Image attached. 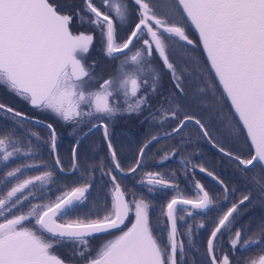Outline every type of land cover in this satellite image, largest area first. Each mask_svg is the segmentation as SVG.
I'll use <instances>...</instances> for the list:
<instances>
[{
  "label": "snow or ice",
  "instance_id": "snow-or-ice-1",
  "mask_svg": "<svg viewBox=\"0 0 264 264\" xmlns=\"http://www.w3.org/2000/svg\"><path fill=\"white\" fill-rule=\"evenodd\" d=\"M94 47L118 62L107 78L96 74L95 60L88 62ZM197 48L204 57L193 55ZM165 77L171 85L166 94ZM0 87L71 125L76 137L66 171L54 123L0 102V114L12 124L0 131V166L25 161L0 178V264H189L188 253L198 250L204 218L213 211L218 215L209 220L200 264H264V222L256 233L250 224L237 227L240 206L252 202L253 190L264 203V184L253 181L251 190L245 184L248 194L223 211L220 201L237 189L183 155L192 143L191 125L241 177L257 169L264 174V0H0ZM145 112L149 127L163 131L148 133L126 164L110 129L119 117ZM29 123L46 129L51 164L37 161L31 138L41 137ZM95 133L102 134L107 154L85 156L81 164L77 149ZM160 140L175 143L158 160L149 159ZM173 159L178 169L162 167ZM197 170L219 192L196 179ZM77 172L74 186L61 184L59 174ZM129 178L148 194L172 196L158 205L128 189ZM100 236L111 238L93 249L91 241ZM59 247L70 259L57 254Z\"/></svg>",
  "mask_w": 264,
  "mask_h": 264
},
{
  "label": "rangeland",
  "instance_id": "rangeland-1",
  "mask_svg": "<svg viewBox=\"0 0 264 264\" xmlns=\"http://www.w3.org/2000/svg\"><path fill=\"white\" fill-rule=\"evenodd\" d=\"M117 2H119V0H117ZM188 34H189L190 38H192L194 41H197L196 37L194 38V36L192 34L190 35V31L188 32ZM93 50H97V48L94 47ZM182 51L183 50L180 49L179 47L177 48L178 53H180ZM193 55H195L198 58L204 57L200 48H197L196 52L193 53ZM92 59L97 62V66H96L95 71H96V74L98 76L102 75L104 78H107L109 75L114 74L116 64L118 63L117 61L108 60L99 51H98V55L96 53H94V55L91 57L90 63H91ZM165 93H166V91H165ZM0 102H3L7 105H10L11 107L26 113L30 117L38 118V119L43 120L45 122L54 123V127L56 128V131L58 134V140H57L58 153L60 155L61 161L63 162V164L65 166V170L68 171V169L70 168L71 159H72L71 158V154H72L71 149L74 146L75 139H76V137L74 135L70 134L72 132V126L71 125L65 126L62 123L54 122L52 120V118L50 117V115L37 112L36 110H34L30 106L26 105L23 101H21L17 97H15L12 94H10L9 92L5 91L2 87H0ZM224 114H225V116H227L228 119H231V117L228 115L227 109H225ZM121 122L122 121L117 119L114 123L115 126L113 125L111 127L110 131L112 134V140H113L114 147L118 150V154L120 156L126 158L125 163L127 164L131 161V157L136 153L135 142H134V139H136V136L135 135L131 136L130 134H126V133H123L121 130H118L119 126H122V125L125 126V124L123 122L121 124ZM34 125L36 126L37 124L29 123L26 125V127L31 132L37 133L41 137V141H39V142H37L35 140V137L31 138L33 140L32 147L34 149H36V151H37L36 159L38 162H45V163L51 164L52 161H49V159H51L52 157L50 156L49 149H48L46 141H45L47 139L48 133L47 132H46V134L40 133L38 130L35 129L37 127H35ZM146 125L149 126V122ZM11 127H12L11 122L4 119L2 114H0V131H7ZM157 127L158 126H154V128H157ZM209 130L214 137L219 138L220 134L217 132L215 127H212ZM158 131L162 132L163 129L158 127L157 130H154L152 132V127H149V130L147 132L144 131L143 134H146V135H148V133L155 134ZM186 131L191 135L192 143L187 144L185 146L187 150L185 152H183V155L184 156H191L193 161L195 163H197L196 162L197 158L202 156L200 151L198 152V147L200 146V144H202V142L204 143L205 140L203 138H201L197 133H194L192 131L191 125L189 126V129ZM17 132L19 133L20 129H17ZM127 135H130V136H127ZM101 136H102L101 133L90 134L84 140V142L79 146V148L77 149V152L79 153V158H80L81 164H83V159L85 156H87L90 160L91 159L99 160V159L104 158L106 156L107 150H106L105 144L103 143V141L101 139ZM166 141L167 140H162L161 143H165ZM37 143L40 144L39 148H37ZM174 143H175L174 140H169V142L167 144L160 145V146H155V145H157L155 143L150 148L149 159L158 160L159 157L162 155L161 150L168 148L169 146H171ZM25 144H27V140H25ZM224 144L226 147H228L226 140L224 141ZM45 145H46V148L44 151ZM130 147H132L133 150H130ZM194 152L197 154L193 156L192 153H194ZM156 155H157V158H156ZM209 159H210V157H209ZM22 163H25V161L23 159L16 158V159L9 161L6 166H0V178H3L6 175V172L8 170H11L12 168H14V167H16ZM162 167H169V168H177L178 169L179 164L177 163L176 159H173L171 161L166 162V165H164ZM43 170H45V169L28 170L26 175H37V174H40V171H43ZM153 170H161V169H160V167H156ZM224 170H236V169H235V166L233 164L229 163L227 166L224 167ZM254 172L255 171H252L253 174H254ZM255 174L257 176V179L260 181V178L258 177L256 172H255ZM255 174H254L253 180L256 181ZM59 175L61 177H63V179L61 180V184L72 185L73 180H75L76 177L80 175V173L77 172L74 175L69 174L67 177H64L63 173H61ZM22 178H26V176L22 177ZM138 179H139V177H137V180ZM184 182L185 181L181 180L180 188H181L182 192H184V194H187L186 193V186H185L186 184ZM126 183H127L128 189L135 190L138 193H143L146 198H148L150 200H154L155 202H157L158 205L166 204V202L172 196L171 191H168L167 193L161 191V192H157L155 195L148 194L146 192V189L143 186L139 185L136 180H133L131 178H129L126 181ZM72 186H74V185H72ZM7 187L10 188L11 183H9L7 185ZM96 195H97V192L95 190H93L91 193L92 198H95ZM159 210H160L159 207H157V209H156L157 215L159 214ZM181 230H183V229H181ZM109 238H111V237H109V236H101L100 238L98 237L96 239V242L94 244H92L93 249L97 248L104 240L109 239ZM56 252L58 255H60L65 260L70 259L66 247H59L56 249Z\"/></svg>",
  "mask_w": 264,
  "mask_h": 264
},
{
  "label": "flooded vegetation",
  "instance_id": "flooded-vegetation-1",
  "mask_svg": "<svg viewBox=\"0 0 264 264\" xmlns=\"http://www.w3.org/2000/svg\"><path fill=\"white\" fill-rule=\"evenodd\" d=\"M189 31H190V35L192 34L194 36L191 29ZM194 38H195V36H194ZM94 53H96L98 55V51L92 49L90 52V55L88 56V62L89 63H90L91 57L94 55ZM92 61H94V60L92 59ZM170 86L171 85L169 84L167 77H165L164 88H165L166 93H167V89L170 88ZM147 115H148V113L145 112L143 115H140V116H136V115L127 116L126 115V116H122V117L117 118L118 120L122 121L125 124V126H123V125L119 126L118 130H121L123 133L130 134L131 136H134V135L136 136V139H134L136 152H137L138 148L142 145V143L144 142V140L147 136L146 134H143L144 131L147 132L149 130V126L146 125L148 123V121L145 120V117ZM122 122H121V124H122ZM157 129H158V127L154 128V126H153L152 132L154 130H157ZM130 135H127V136H130ZM84 140H82L81 144L84 142ZM204 140H205L204 141L205 144L202 142V144H200V146L198 147V152L200 151L202 156L197 158L196 162L202 163L209 171H212L214 173V175H217L220 179H222L225 182V184L230 185L231 187L237 189L235 196L230 197V199L227 202L220 201L218 206L223 211H226L227 207H230L232 203L239 201V199H241L243 195L248 194L247 191L245 190V184H247L248 189H250V190L254 188V185L252 182L255 181V180H253L255 172L257 173V175L261 181L260 182L257 179V176L255 174V178H256L255 184L256 185L264 184V174L260 173V171L258 169L255 170L254 174L252 172L248 173L246 177H241L240 173L237 170H224V167L222 166V161L224 162V160H223L224 157L222 156L221 153H219L217 148L213 147L212 143H209L206 139H204ZM161 141L162 140H160L156 144H159ZM167 141L169 142V140H167ZM206 145L209 146V148L211 149V150H209L210 152L209 151L204 152V150L207 149ZM105 147H106V145H105ZM45 148H46V145L44 146V151H45ZM106 150H107V148H106ZM130 150H133V148L130 147ZM217 156L220 157L221 159H219ZM209 157H210V159H209ZM71 158H72V154H71ZM156 158H157V155H156ZM197 172L201 177L198 180H200L201 183L205 184L207 189H210V190L215 191V192H219V186L214 181H212V179L210 177H207L206 174L200 173L198 170H197ZM186 192H187V196L189 198H191L192 192L189 191L187 187H186ZM252 196H253L252 202H245L244 205L240 206V209H239L240 216H239L237 227L247 226L250 224L251 225V231L253 233H256L257 232V225L261 222H264V203H262L257 198V192L255 190L252 191ZM217 215L218 214L215 211H213L209 214L208 218H204V223L206 225V228L201 229L200 235L197 237L196 243L198 246V250L191 251L188 253L189 264H191V261H195V264H200L203 255L206 254V239H207V236H208V234L210 232V228H211V226L209 225V220L212 217H215ZM196 219H197V221H199L202 219V217L197 216ZM96 239H93L91 241V243L94 244L96 242ZM224 240H225V243H227V236L224 237ZM187 247L188 246L186 244L185 248L187 249ZM248 255H249L248 253H245V258H247ZM252 258H256L255 250H253Z\"/></svg>",
  "mask_w": 264,
  "mask_h": 264
},
{
  "label": "trees",
  "instance_id": "trees-1",
  "mask_svg": "<svg viewBox=\"0 0 264 264\" xmlns=\"http://www.w3.org/2000/svg\"><path fill=\"white\" fill-rule=\"evenodd\" d=\"M35 126V125H34ZM35 127H37V128H35L36 130H38L40 133H42V134H46V129L45 128H43V127H41V126H39V125H36ZM168 143V141H166L165 143H159V144H157V145H155V146H160V145H164V144H167ZM207 146V145H206ZM209 150H211L210 148H209V146H207V149L206 150H204V152H207V151H209ZM210 152V151H209ZM216 155V154H215ZM218 157V156H217ZM219 159H221L220 157H218ZM223 158V157H222ZM52 159V158H51ZM51 159H49V161H52ZM223 160H225L224 162L222 161V166L223 167H225V166H227L228 164H229V161L226 159V158H223ZM195 178H197V179H200L201 177H200V175L198 174V172H196V176H195ZM185 183V182H184ZM187 193V192H186ZM187 195V194H186Z\"/></svg>",
  "mask_w": 264,
  "mask_h": 264
},
{
  "label": "water",
  "instance_id": "water-1",
  "mask_svg": "<svg viewBox=\"0 0 264 264\" xmlns=\"http://www.w3.org/2000/svg\"><path fill=\"white\" fill-rule=\"evenodd\" d=\"M191 31L193 32L194 36L196 37V39H197V41H198V34L195 32L194 29H191ZM200 49H201V48H200ZM201 52H202V54H203V56H204L205 54L203 53L202 49H201Z\"/></svg>",
  "mask_w": 264,
  "mask_h": 264
}]
</instances>
